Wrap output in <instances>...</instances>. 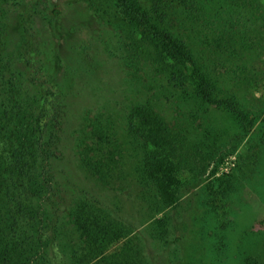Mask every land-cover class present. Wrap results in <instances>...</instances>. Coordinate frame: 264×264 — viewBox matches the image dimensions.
I'll return each instance as SVG.
<instances>
[{"label": "trees", "instance_id": "1", "mask_svg": "<svg viewBox=\"0 0 264 264\" xmlns=\"http://www.w3.org/2000/svg\"><path fill=\"white\" fill-rule=\"evenodd\" d=\"M115 2L136 36L135 73L144 62L154 75L139 76L145 91L138 99L123 108L120 100L104 107L96 102L78 125H71L60 90L43 89L40 97L29 98L0 94V264H55L44 248L47 241L57 247L62 264H153L142 244L157 238L154 227L165 229V216L158 214L177 199L182 169L203 159L189 142L187 125L202 122L207 106L228 109L245 129L255 124L224 89L227 80L220 70H225L222 52L233 45L235 25L246 16L264 22L260 0ZM258 30L263 32L264 25ZM65 147L102 187L147 205L134 219L152 222L145 235L132 234L130 222L103 206V189L95 195L82 190L61 207L52 201ZM41 200L49 207L40 206ZM26 225L32 230L25 231ZM42 230L49 236L44 238ZM245 264H264V258Z\"/></svg>", "mask_w": 264, "mask_h": 264}, {"label": "rangeland", "instance_id": "2", "mask_svg": "<svg viewBox=\"0 0 264 264\" xmlns=\"http://www.w3.org/2000/svg\"><path fill=\"white\" fill-rule=\"evenodd\" d=\"M0 15V94L29 98L40 97L43 89L60 90L68 104L66 124L78 125L96 102L104 107L120 100L123 108L145 91L139 76L153 75L144 62L135 73L136 36L120 19L115 0H0ZM246 20L235 25L233 45L224 47L227 71L220 72L227 80L224 89L255 124L245 129L228 109L207 106L202 122L187 125L189 142L203 159L182 169L177 199L158 214L165 216V229L154 227L157 238L142 244L153 264H245L264 258V31L258 32L264 22ZM63 151L52 201L61 207L82 190L95 195L103 189V206L130 222L132 234L145 235L152 222L134 219L147 205L102 187L79 167L73 151ZM47 231L42 230L44 238ZM44 248L62 264L53 243Z\"/></svg>", "mask_w": 264, "mask_h": 264}]
</instances>
